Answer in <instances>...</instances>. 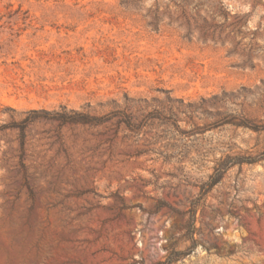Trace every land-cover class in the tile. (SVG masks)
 Returning <instances> with one entry per match:
<instances>
[{
  "label": "rangeland",
  "instance_id": "rangeland-1",
  "mask_svg": "<svg viewBox=\"0 0 264 264\" xmlns=\"http://www.w3.org/2000/svg\"><path fill=\"white\" fill-rule=\"evenodd\" d=\"M169 255L264 264V0H0V264Z\"/></svg>",
  "mask_w": 264,
  "mask_h": 264
},
{
  "label": "trees",
  "instance_id": "trees-1",
  "mask_svg": "<svg viewBox=\"0 0 264 264\" xmlns=\"http://www.w3.org/2000/svg\"><path fill=\"white\" fill-rule=\"evenodd\" d=\"M77 115H81V117H83V119H79V120H76V119H73V118H66V116H61V120L64 121V122H80V123H92L91 120L87 119L86 115L84 114H77ZM96 123V122H94ZM217 182V180L213 181L209 186L215 184ZM195 207V206H193ZM188 211H190L191 213L194 212V208H191L189 209ZM192 228V226H191ZM174 261L173 258H171V255H169L164 261L160 262L159 264H172Z\"/></svg>",
  "mask_w": 264,
  "mask_h": 264
}]
</instances>
